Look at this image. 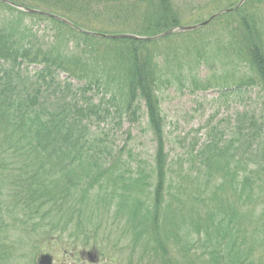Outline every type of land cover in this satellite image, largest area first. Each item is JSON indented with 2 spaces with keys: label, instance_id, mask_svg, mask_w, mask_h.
<instances>
[{
  "label": "trees",
  "instance_id": "1",
  "mask_svg": "<svg viewBox=\"0 0 264 264\" xmlns=\"http://www.w3.org/2000/svg\"><path fill=\"white\" fill-rule=\"evenodd\" d=\"M224 1L212 0L215 11ZM28 20L49 21L54 40ZM182 20L173 0H0V245L46 226L54 239L73 227L88 245L117 225L129 235L125 264L136 254L141 264H264V114L210 127L174 181L161 105L173 79L211 88L193 72L212 59L222 65L221 94L264 92V0L209 22L221 26L215 41L205 25L152 38ZM141 111L156 150L152 165L134 170L91 128L109 117L138 122Z\"/></svg>",
  "mask_w": 264,
  "mask_h": 264
},
{
  "label": "rangeland",
  "instance_id": "2",
  "mask_svg": "<svg viewBox=\"0 0 264 264\" xmlns=\"http://www.w3.org/2000/svg\"><path fill=\"white\" fill-rule=\"evenodd\" d=\"M227 1L223 2L224 8L220 11L229 9L227 6L231 2H236ZM211 2L212 0H173L176 9L181 13L184 26L201 23L219 13L220 11H215V6L213 7ZM28 22L33 25L35 33L43 41L54 40L56 28L49 21ZM220 28V24L208 23L204 26V31L211 34L212 41H215L221 34ZM174 41L177 44L181 43V40ZM165 44L166 42L163 46ZM221 66V63L212 59L203 61L195 68L193 75L197 82L206 84V81H209L213 85L208 90L197 89L189 79L188 81L173 79L171 86L163 89L161 105L166 124V151L169 156L170 177L174 178V181L180 180L178 174L189 167L188 162L184 160L192 145L198 142L200 146L210 127L216 125L223 129L228 126L230 120H235L237 113L246 110L264 114V92L260 87H252L241 93L221 94L222 89L216 84L222 82L219 80L223 75ZM226 66L229 68L228 64ZM34 68L30 67L31 70ZM142 109L145 111L144 106ZM143 111L141 119L135 123L129 122L126 118L120 121L109 117L91 128L95 136L107 137L106 143L101 147L104 146V149L109 150L113 156H117L122 150L121 161L127 162L134 170L137 165L142 167H147L146 164L152 165L156 150L152 135L147 130ZM103 158H105L103 167L113 163L111 157L108 159L104 154ZM72 228L70 227L62 237L54 239L57 235H54L52 230L48 232L51 226H46L35 236L36 238L16 240L17 245L13 243L12 247L0 245V264H38L40 256L46 253L53 257V264H125L131 257L129 235L116 234L117 225L109 232L102 230L108 234L106 239L101 235L90 240L88 245L84 239L82 240L83 237L75 242V237L71 236ZM116 241L120 243L115 244ZM89 251L96 254L94 260L88 258ZM132 260L134 264H141L138 262L137 254Z\"/></svg>",
  "mask_w": 264,
  "mask_h": 264
},
{
  "label": "water",
  "instance_id": "3",
  "mask_svg": "<svg viewBox=\"0 0 264 264\" xmlns=\"http://www.w3.org/2000/svg\"><path fill=\"white\" fill-rule=\"evenodd\" d=\"M246 0H240L239 3L233 7V8H229V9H224L222 11H220L219 13L217 14H214L212 15L209 19H207L206 21H203L201 23H197V24H194V25H181L179 27H176V28H173V29H170L168 31H165L164 33H161L155 37H152V38H160V37H163L165 35H168V34H171V33H174V32H187V31H192V30H195V29H198L206 24H208L209 22H211L215 17H217L219 14H222L224 12H231V11H234L236 9H238L239 7L242 6V4L245 2ZM20 9H23L27 12H39V13H43L45 15H48V16H52V17H58V16H55V15H52V14H49L47 12H43V11H39V10H35V9H29V8H24L22 6H18ZM60 18V17H58ZM62 21L66 22V23H69V21H67L66 19L64 18H60ZM91 35H95V36H100V37H109V38H135V39H149V38H145V37H141V36H138V35H133V34H129V33H125V34H115V35H108V34H103V33H96V32H90ZM87 255H89V257H91V260H94V258H96V254H94L92 251H89L87 253ZM38 264H53V257L50 255V254H42L38 260Z\"/></svg>",
  "mask_w": 264,
  "mask_h": 264
},
{
  "label": "flooded vegetation",
  "instance_id": "4",
  "mask_svg": "<svg viewBox=\"0 0 264 264\" xmlns=\"http://www.w3.org/2000/svg\"><path fill=\"white\" fill-rule=\"evenodd\" d=\"M88 256V258L91 260V257H89V255H87Z\"/></svg>",
  "mask_w": 264,
  "mask_h": 264
}]
</instances>
